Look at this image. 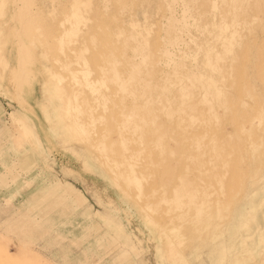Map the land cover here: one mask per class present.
I'll return each mask as SVG.
<instances>
[{
  "label": "rangeland",
  "instance_id": "1",
  "mask_svg": "<svg viewBox=\"0 0 264 264\" xmlns=\"http://www.w3.org/2000/svg\"><path fill=\"white\" fill-rule=\"evenodd\" d=\"M179 1L0 0V3L10 6L6 14L0 12V248H5L13 258L8 262L0 250V264H13L14 259L35 264L36 255L50 264H264V109H261L264 108V0ZM196 11L197 16H201L197 17ZM193 13L195 17L191 16ZM126 18L133 23L126 22ZM221 18H224L223 21ZM76 29L80 35L71 36ZM67 31L69 35L66 37ZM130 38L136 42H131ZM140 41L144 42L143 45L140 43L142 47L138 44ZM27 45L31 49L30 55L25 53ZM71 46L73 49H70ZM65 47L70 54H64L67 53ZM176 49L179 52L174 51ZM166 59L168 66L164 65ZM63 65H68L70 71L63 70ZM86 68L91 70V83L99 79L107 80L106 86L99 91L102 93L99 96L108 100L106 112L100 106L96 108L95 116L102 114L105 117V128L107 126L115 132L113 137L120 126L123 135L129 138L127 146H132L131 150L136 153L135 161L138 162L133 161L136 165L134 169L139 177L145 178L142 187L151 202L149 213L120 192V187L114 185L106 170L101 171L104 169L95 153L90 151L91 161L87 166L84 146L78 142L66 143L60 134L53 131L52 121L56 122V119H52V114L54 106H60V102L55 104L50 99L49 89L54 84L50 76L60 73L63 90L84 91L87 97L93 99L89 89L76 86L73 76H70L72 71L76 80L82 82V73ZM172 68H177L178 72ZM152 71L157 72L154 74ZM115 73L119 81L114 79ZM123 84L126 86H121ZM126 88L127 92L140 98L137 99L139 101L133 100L135 97L131 98L125 92ZM115 89L117 91H113ZM17 91L23 95L16 94ZM22 110L38 133L36 143L25 136L16 119ZM132 110L135 113L132 112L134 115L128 120L123 112L128 114ZM179 115L184 119H180ZM258 115L262 118L259 119ZM108 116L115 121L112 122ZM186 117L195 122L189 120L192 127H189ZM163 128L166 131L163 132ZM197 137L199 140L195 139ZM166 146L169 148L165 149ZM155 155L164 159L158 161ZM150 163L157 166L151 168ZM173 164L172 172L170 167ZM160 168L166 169V172L162 170V176ZM140 169L149 173L142 174ZM163 182L165 184L161 185ZM177 182H183L185 190L196 195L194 206L190 204L179 211L171 208L169 199H172ZM163 198L166 202H161ZM198 203L201 206H196ZM162 204L165 206L161 208ZM193 208H199L201 213L198 215ZM174 216L177 217L175 220ZM149 217L154 221L153 225H150ZM174 226L180 228V234H183L182 238L180 235L177 238H181L178 242L183 245L176 246L175 234L168 236L171 243L168 247L160 245L158 227L173 229Z\"/></svg>",
  "mask_w": 264,
  "mask_h": 264
},
{
  "label": "bare ground",
  "instance_id": "2",
  "mask_svg": "<svg viewBox=\"0 0 264 264\" xmlns=\"http://www.w3.org/2000/svg\"><path fill=\"white\" fill-rule=\"evenodd\" d=\"M141 1V0H140ZM148 1V0H147ZM153 1V0H152ZM154 1H156V0H154ZM175 1V0H174ZM179 1V0H178ZM229 2H230V0H228ZM228 1H227V3H228ZM252 1H254V0H252ZM133 2V1H132ZM158 3H159V1H157ZM180 2V1H179ZM200 2H202V0L200 1ZM78 3V1H76V4ZM134 3H136V2H134ZM134 3H133V5H134ZM162 3H165V2H162ZM167 3V2H166ZM168 3H170V2H168ZM167 3V4H168ZM172 3V2H171ZM177 3V2H176ZM184 3V2H183ZM192 3V1L190 2V4ZM194 3H195V1H194ZM204 3V2H203ZM217 3H219V2H217ZM235 3V2H234ZM139 4V3H138ZM137 4V5H138ZM146 4V3H145ZM148 4V3H147ZM153 4H154V2H153ZM230 4H232V3H230ZM90 5V4H89ZM136 5V4H135ZM136 5V6H137ZM165 5V4H164ZM185 5V4H184ZM197 5H200V4H198L197 3ZM218 5V4H217ZM76 6V5H75ZM162 6V5H161ZM177 6V5H176ZM189 6V5H188ZM207 6V5H206ZM228 6H230V5H228ZM227 6V7H228ZM135 7V6H134ZM139 7V6H138ZM141 7V6H140ZM158 7H160V6H158ZM167 7V6H166ZM165 7V8H166ZM173 7V6H172ZM182 7V6H181ZM184 7H186V6H184ZM190 7H191V5H190ZM195 7H196V3H195ZM208 7V6H207ZM214 7V10H215V7H216V5L215 6H213ZM253 7V6H252ZM75 8V7H74ZM79 8V7H78ZM168 8H171L170 6L168 7ZM183 8V7H182ZM201 8H203V7H201ZM137 9V8H136ZM139 9H141V8H139ZM138 9V10H139ZM149 9H151V8H149ZM159 9H161V8H159ZM158 9V10H159ZM196 9H200V8H196ZM195 9V10H196ZM210 9V8H209ZM208 9V10H209ZM213 9V8H212ZM252 9V8H251ZM153 10V9H152ZM166 10V9H165ZM173 10H174V8H173ZM182 10V9H181ZM180 10V11H181ZM184 10V9H183ZM190 10V9H189ZM203 10V9H202ZM213 10V11H214ZM225 10V9H224ZM231 10V9H230ZM232 10H233V8H232ZM78 11V10H77ZM103 11V10H102ZM124 11V10H123ZM129 11V10H128ZM127 11V12H128ZM132 11V10H131ZM144 11V10H143ZM160 11V10H159ZM185 11H187L188 12V10H185ZM192 11V10H191ZM201 11V10H200ZM203 11H207V10H203ZM210 11V10H209ZM219 12H220V10H218ZM125 12V11H124ZM132 12H134V10L132 11ZM135 12H137V11H135ZM139 12H140V10H139ZM145 12V11H144ZM154 12V11H153ZM166 12V11H165ZM170 12V11H169ZM193 12V11H192ZM208 12V11H207ZM217 12V11H216ZM77 13V12H76ZM143 13V12H142ZM152 13V12H151ZM150 13V14H151ZM176 13V12H175ZM189 13V12H188ZM200 13V12H199ZM202 13V12H201ZM205 13V12H204ZM225 13H227V12H224L223 14H225ZM107 14H108V12H107ZM110 14V13H109ZM108 14V15H109ZM123 14H125V13H123ZM133 14V13H132ZM197 14H198V12L196 11V16H197ZM78 15V14H77ZM130 14H127V16H129ZM146 15V14H145ZM152 15V14H151ZM163 15V14H162ZM194 16V13L193 14H191V16ZM210 15V14H209ZM130 16H132V15H130ZM137 16H138V13H137ZM150 16V15H149ZM157 16V15H156ZM170 16H171V14H170ZM190 16V17H191ZM199 16H201V15H199ZM199 16H197V17H199ZM217 16V15H216ZM224 16V15H223ZM105 17H107V16H105ZM164 17H165V15H164ZM187 17H189V16H187ZM195 17V16H194ZM212 17H213V14H212ZM252 17V16H251ZM98 18V17H97ZM120 18V17H119ZM124 18V17H123ZM128 18V17H127ZM127 18H126V22H132L133 23V21L131 20V21H128L127 20ZM131 18V17H130ZM137 18V17H136ZM162 18V17H161ZM230 18V17H229ZM259 18V17H258ZM70 19V18H69ZM125 19V18H124ZM132 19V18H131ZM160 19V18H159ZM158 19V21H160ZM165 18H163L162 20H164ZM174 19V18H173ZM192 19H194V18H192ZM203 19V18H202ZM214 19V18H213ZM222 19V18H221ZM224 19V18H223ZM223 19H222V21H223ZM76 20V19H75ZM80 20H83L82 18H80ZM79 20V21H80ZM121 20H123V19H121ZM137 20H138V18H137ZM143 20V19H142ZM187 20V19H186ZM190 20V19H189ZM197 20V19H196ZM210 20H211V17H210ZM227 20V19H226ZM66 21V20H65ZM119 21V20H118ZM125 21H124V24H126L125 23ZM135 21V20H134ZM151 21V20H150ZM149 21V23H151ZM154 21H156V20H154ZM153 21V22H154ZM157 21V22H158ZM174 21V20H173ZM185 21V20H184ZM194 21V20H193ZM212 21V20H211ZM210 21V22H211ZM219 21V20H218ZM217 21V22H218ZM69 22V21H68ZM77 22V21H76ZM123 22V21H122ZM136 22V21H135ZM134 22V23H135ZM139 22V21H138ZM178 22V21H177ZM187 22V21H186ZM216 22V21H215ZM220 22V21H219ZM243 22V21H242ZM82 23V22H81ZM85 23V22H84ZM88 23V22H87ZM137 23V22H136ZM147 23V22H146ZM170 23H172V21L170 22ZM192 23H194V22H192ZM201 23V22H200ZM203 23V22H202ZM201 23V24H202ZM227 23V22H226ZM229 23V22H228ZM227 23V24H228ZM123 24V23H122ZM131 24V23H130ZM139 24V23H138ZM167 24V23H166ZM206 24H208V22L206 23ZM221 24V23H220ZM219 24V25H220ZM244 24V23H243ZM74 25V24H73ZM85 25V24H84ZM142 25V24H141ZM151 25H153V24H151ZM169 25V24H168ZM171 25V24H170ZM178 25V24H177ZM200 25V24H199ZM212 25V24H211ZM236 25V24H235ZM91 26V25H90ZM116 26V25H115ZM138 26H140V25H138ZM181 26V25H180ZM188 26V25H187ZM201 26V25H200ZM210 26V25H209ZM226 26V25H225ZM245 26H246V24H245ZM79 27V26H78ZM88 27V26H87ZM107 27V26H106ZM105 27V28H106ZM117 27V26H116ZM146 27H147V25H146ZM202 27V26H201ZM200 27V28H201ZM204 27V26H203ZM219 27V26H218ZM217 27V28H218ZM223 27V26H222ZM89 28V27H88ZM108 28V27H107ZM128 28V27H127ZM138 28V27H137ZM158 28H159V25H158ZM168 28V27H167ZM197 28V27H196ZM75 29V28H74ZM96 29V28H95ZM124 29V28H123ZM140 29V28H139ZM161 29V28H160ZM164 29V28H163ZM162 29V30H163ZM174 29V28H173ZM185 29V28H184ZM195 29V28H194ZM197 29H199V28H197ZM204 29V28H203ZM228 29V28H227ZM234 29V28H233ZM90 30H92L91 28H90ZM110 30V29H109ZM124 30H126V29H124ZM129 30H131L130 28H129ZM135 30H136V27H135ZM170 30V29H169ZM207 30V29H206ZM209 30V29H208ZM217 30V29H216ZM236 30V29H235ZM234 30V31H235ZM128 31V30H127ZM126 31V32H127ZM159 31V30H158ZM166 30H164L163 32H165ZM173 31V30H172ZM175 31V30H174ZM190 31V30H189ZM200 31V30H199ZM204 31V30H203ZM218 31V30H217ZM216 31V32H217ZM70 32H72V30L70 31ZM80 32V31H79ZM131 32V31H130ZM133 32H134V29H133ZM137 32H139L138 30H137ZM191 32V31H190ZM189 32V33H190ZM219 32H220V30H219ZM225 32V31H224ZM122 33H123V30H122ZM172 33H174V32H172ZM172 33H170V35L172 34ZM179 33H181L180 31H179ZM186 33V32H185ZM198 33V32H197ZM201 33V32H200ZM66 34V33H65ZM72 34V35H71ZM70 35L71 36H75V34H78L77 33V29L74 31V32H72ZM83 33H81V35H82ZM88 34V33H87ZM136 34V33H135ZM148 34V33H147ZM182 34V33H181ZM180 34V35H181ZM193 34H195L194 32H193ZM199 34V33H198ZM206 34V33H205ZM215 34V33H214ZM219 34V33H218ZM69 34H68V31H67V35H66V37L68 36ZM78 35H80V34H78ZM129 35V34H128ZM127 35V36H128ZM149 35V34H148ZM164 34H162V36H163ZM168 35H169V32H168ZM175 35V34H174ZM174 35H173V37H174ZM187 35V34H186ZM196 35V34H195ZM217 35V34H216ZM231 35V34H230ZM234 35V34H233ZM84 36H85V34H84ZM87 36V35H86ZM126 36V37H127ZM131 36V35H130ZM129 36V37H130ZM136 36V35H135ZM141 36H143V35H141ZM161 36V35H160ZM161 36V37H162ZM172 36V35H171ZM179 36V35H178ZM193 36V35H192ZM199 36V35H198ZM79 37V36H78ZM77 37V38H78ZM132 37H133V34H132ZM167 37V36H166ZM181 37V36H180ZM210 37V36H209ZM224 38L226 37L225 35L223 36ZM228 37V36H227ZM232 37V36H231ZM74 38V37H73ZM116 38V37H115ZM155 38V37H154ZM159 38V37H158ZM163 38H165V37H163ZM171 38V37H170ZM176 38V37H175ZM205 38V37H204ZM221 38V40L223 39L222 38V36L220 37ZM66 39V38H65ZM68 39V38H67ZM70 39H72V38H70ZM85 39V38H84ZM120 39V38H119ZM129 39V38H128ZM134 39V38H133ZM136 39V38H135ZM139 39V38H138ZM188 39V38H187ZM203 39V38H202ZM207 39V38H206ZM73 40V39H72ZM123 40V39H122ZM153 40V39H152ZM160 40H162V39H160ZM166 40V39H165ZM174 40V39H173ZM178 40H179V37H178ZM183 40V39H182ZM198 40V39H197ZM210 40H211V37H210ZM213 40H214V38H213ZM250 40V39H249ZM78 41V40H77ZM91 41V40H90ZM130 41H131V38H130ZM137 41H139V40H137ZM163 41V40H162ZM184 41H185V39H184ZM193 41V40H192ZM200 41H202L201 39H200ZM208 41V40H207ZM215 41V40H214ZM227 41V40H226ZM236 41V40H235ZM69 42V41H68ZM80 42V41H79ZM88 42V41H87ZM131 42H136V40H134V41H131ZM131 42H128V43H130V44H132ZM172 42V41H171ZM178 42V41H177ZM195 42V41H194ZM199 42V41H198ZM203 42H204V40H203ZM202 42V43H203ZM209 42V41H208ZM207 42V43H208ZM211 42H212V40H211ZM221 42H223V41H221ZM229 42V41H228ZM239 42V41H238ZM63 43H65V42H63ZM62 43V44H63ZM67 43V42H66ZM74 43V42H73ZM76 43V45L78 44L77 42H75ZM113 42H111V44H112ZM141 43V41L138 43V44H140ZM144 43V42H143ZM143 43H141L142 45H143ZM151 43V42H150ZM158 43H160V42H158ZM163 43V42H162ZM187 43V42H186ZM185 43V44H186ZM205 43V42H204ZM242 43V42H241ZM61 44V45H62ZM80 44H81V42H80ZM87 44V43H86ZM119 44V43H118ZM141 44L139 45V46H141ZM161 44V43H160ZM166 44V43H165ZM184 44V43H183ZM201 44V43H200ZM200 44H199V46H200ZM222 44H224V43H222ZM82 45V44H81ZM133 45V44H132ZM135 45H136V43H135ZM134 45V46H135ZM146 45V44H145ZM151 45V44H150ZM164 45V44H163ZM173 45V44H172ZM197 45V44H196ZM202 45V44H201ZM204 45H206V44H204ZM204 45H203V47H204ZM227 45V44H226ZM247 45V44H246ZM59 46V45H58ZM68 46V45H67ZM73 46V45H72ZM71 46V47H72ZM78 46H79V44H78ZM98 46V45H97ZM111 46V45H110ZM138 46V47H139ZM157 46V45H156ZM155 46V48L157 49V47ZM162 46V45H161ZM181 46V45H180ZM187 46H189V45H187ZM209 46V45H208ZM219 46H221L220 44H219ZM259 46V45H258ZM80 47V46H79ZM131 47V46H130ZM137 47V46H136ZM142 47V46H141ZM140 47V49H142ZM146 47V46H145ZM165 47H167V46H165ZM164 47V48H165ZM193 47H194V45H193ZM207 47V46H206ZM210 47V46H209ZM213 47V46H212ZM60 48V47H59ZM63 48V47H62ZM66 48V47H65ZM70 48V47H69ZM89 48V47H88ZM114 48H115V46H114ZM132 48H134V49H136L135 47H132ZM132 48H131V50H132ZM183 48H184V46H183ZM199 48V47H198ZM208 48V47H207ZM58 49V48H57ZM67 49V48H66ZM70 49H73V47L72 48H70ZM77 49V48H76ZM99 49V48H98ZM134 49L132 50V51H134ZM139 48H137V50L139 51L140 50ZM153 49V48H152ZM155 49V50H156ZM162 49V48H161ZM174 49V48H173ZM200 49H202L201 47H200ZM213 49V48H212ZM225 49V48H224ZM227 49H228V47H227ZM257 49V48H256ZM75 50V49H74ZM143 50H145V49H143ZM160 52H161V50H160V48L158 49ZM170 50H172V48L170 49ZM184 50V49H183ZM186 50V49H185ZM189 50V49H188ZM205 50V49H204ZM209 50V49H208ZM226 50V49H225ZM225 50H223V53L225 52ZM61 51V50H60ZM60 51H58L59 53H61L62 54V52L64 53L65 51H64V49L62 50V52H60ZM82 51V50H81ZM94 51V50H93ZM99 51V50H98ZM110 51V50H109ZM136 51V50H135ZM141 51V53H142V50H140ZM158 51V52H159ZM164 51H166V50H164ZM174 51H178L177 49L176 50H174ZM174 51H172V52H174ZM202 51V50H201ZM206 51H207V49H206ZM206 51H204V53L206 52ZM221 51V50H220ZM234 51V50H233ZM247 51H248V49H247ZM250 51V50H249ZM80 52V51H79ZM114 52V51H113ZM130 52V51H129ZM144 52H146V51H144ZM148 52V51H147ZM151 52V51H150ZM157 51H156V53H158ZM179 52V51H178ZM181 52V51H180ZM192 52H193V50H192ZM212 52V51H211ZM238 52V51H237ZM236 52V53H237ZM244 52V51H243ZM25 53H26V55H30L31 54V49H30V47L27 45L26 47H25ZM78 53V52H77ZM77 53H75V54H77ZM141 53H140V57H141ZM152 53V52H151ZM169 53V52H168ZM215 53V52H214ZM218 53H220V52H218ZM263 53H264V51H263ZM64 54H70V53H68V49H67V53H64ZM115 54H116V52H115ZM146 54V53H145ZM153 54V53H152ZM183 54V53H182ZM187 54V53H186ZM202 54V53H201ZM63 55V54H62ZM62 55H61V57H62ZM72 55V54H71ZM70 55V56H71ZM104 55H107V54H104ZM120 55V54H119ZM133 55V54H132ZM137 55V54H136ZM144 55V54H143ZM142 55V57H146V56H143ZM150 55V54H149ZM162 55H165L164 53L162 54ZM184 55V54H183ZM188 55V54H187ZM192 54H190V56H191ZM207 55V54H206ZM215 55H217V53H215ZM242 55V54H241ZM58 56V55H57ZM67 56V55H66ZM93 56V55H92ZM124 56H125V54H124ZM129 56V55H128ZM139 56V55H138ZM155 56V55H154ZM182 56V55H181ZM209 56V55H208ZM212 56V55H211ZM238 56H239V54H238ZM86 57H89V56H86ZM90 57H91V55H90ZM89 57V58H90ZM131 57V56H130ZM130 57H128V58H130ZM137 57V56H136ZM156 57H158V56H156ZM162 57V56H161ZM176 57H177V53H176ZM179 57V56H178ZM177 57V58H178ZM185 57H186V55H185ZM217 57H218V55H217ZM216 57V58H217ZM220 57V56H219ZM58 58V57H57ZM62 58H64V57H62ZM79 58V57H78ZM106 58V57H105ZM109 58V57H108ZM169 58H172V56L171 57H169ZM177 58L175 59V60H177ZM184 58V57H183ZM187 58V57H186ZM209 58V57H208ZM46 59H48V58H46ZM64 59H67V57H65ZM104 59V58H103ZM110 59V58H109ZM141 58H139V60H140ZM143 59V58H142ZM141 59V61H143ZM159 59H160V57H159ZM162 59V58H161ZM173 59H174V57H173ZM182 59V58H181ZM204 59H206V58H204ZM210 59V58H209ZM208 59V60H209ZM242 59V58H241ZM257 59V58H256ZM54 60H56L57 61V59L55 58ZM53 60V61H54ZM102 60V59H101ZM158 60V59H157ZM163 60H164V58H163ZM167 60V59H166ZM179 60H180V57H179ZM229 60V59H228ZM239 60H240V58H239ZM56 61H55V63L54 64H56ZM63 61V60H62ZM73 61V60H72ZM95 61V60H94ZM121 61V60H120ZM131 61V60H130ZM145 61V60H144ZM143 61V62H144ZM156 61V60H155ZM181 61V60H180ZM184 61V60H183ZM212 61H214V59L212 60ZM243 61V60H242ZM58 62V61H57ZM65 62H67V61H65ZM80 62V61H79ZM85 62V61H84ZM87 62V61H86ZM89 62V61H88ZM99 62V61H98ZM160 62V61H159ZM163 62V61H162ZM167 62H168V60L166 61V64H164V65H167L168 66V64H167ZM176 62H178V60L176 61ZM182 62V61H181ZM220 62V61H219ZM61 63V62H60ZM91 63V62H90ZM106 63V62H105ZM108 63V62H107ZM120 63V62H119ZM133 63H135V62H133ZM161 63V62H160ZM172 63H175L174 61L172 62ZM186 63V62H185ZM59 64V63H58ZM69 64V63H68ZM97 64V63H96ZM137 64V63H136ZM157 64V63H156ZM177 64V63H176ZM182 64H184V63H182ZM53 65V64H52ZM52 65H51V67H52ZM110 65V64H109ZM111 65H112V63H111ZM121 65H123V64H121ZM154 65V64H153ZM174 65V64H173ZM179 65V64H178ZM213 65V64H212ZM57 66V65H56ZM55 66V69L58 67H56ZM75 66V65H74ZM89 66V65H88ZM98 66V65H97ZM113 66V65H112ZM161 66V65H160ZM163 66V65H162ZM172 66V65H171ZM180 66H181V64H180ZM229 66V65H228ZM250 66V65H249ZM100 67V66H99ZM122 67V66H121ZM154 67H156V65H154ZM159 67V66H158ZM166 67V66H165ZM170 67V66H169ZM172 67H175V66H172ZM183 67V66H182ZM188 67V66H187ZM186 67V68H187ZM220 67V66H219ZM244 67H245V63H244ZM257 67V66H256ZM71 68V67H70ZM95 68V67H94ZM109 68H110V66H109ZM119 68V67H118ZM125 68V67H124ZM126 68H128V67H126ZM148 68V70H149V67H147ZM151 68V67H150ZM185 68V67H184ZM196 68V67H195ZM198 68V67H197ZM196 68V69H197ZM242 68H243V66H242ZM54 69V70H55ZM61 69V68H60ZM62 69L63 70H66V71H70L69 70V68H68V65H66V66H62ZM129 69H130V67H129ZM165 69V68H164ZM168 69V68H167ZM166 69V70H167ZM172 69H175V68H172ZM177 69V68H176ZM176 69L174 70V71H176ZM203 69V68H202ZM202 69H199V70H202ZM205 69V68H204ZM203 69V70H204ZM215 69V68H214ZM222 69V68H221ZM228 69V68H227ZM252 69V68H251ZM58 70V69H57ZM73 70V69H72ZM83 70V69H82ZM119 70V69H118ZM144 70H145V68H144ZM157 70V69H156ZM159 70V69H158ZM165 70V71H166ZM178 70V69H177ZM181 70H183V68H181ZM185 70V69H184ZM189 70V69H188ZM225 70V69H224ZM59 71H61V70H59ZM74 71V70H73ZM76 71H78V70H76ZM90 71L91 70H88L87 68H86V70L85 71H83V73H82V82L81 81H78V80H76L77 78H76V75L74 74V72H70L71 73V75L70 76H73V79L75 80V85L76 86H78V87H85L86 89L88 88L89 89V93L91 94V96H92V98L93 99H90L89 97H87V95H85V92L84 91H77L76 89H74V90H68V91H65V90H63L62 89V87H61V83H62V81H63V77L60 75V73L59 74H52L51 76H50V78H52L51 80L53 81V86L51 87V89H49V92H50V99H51V101H53L55 104L56 103H59L60 104V106H54V110H53V114H52V119H56V122L54 121H52V128H53V131L54 132H56L57 134H60V137H61V139L64 141V142H66V143H70V142H78V143H81L83 146H84V149H85V151L87 152V157H86V160H85V162L87 163V166H88V164H90V162L89 161H91L90 160V158H91V155H90V151L91 152H93V153H95L98 157H99V159H100V162H101V165H102V167H103V169L104 170H101V171H105L106 170V172H108V174L110 175V177H111V179L113 180V183H114V185L117 187H120V192H122V193H124L125 195H126V197L128 196L133 202H135V204H137L140 208H142V209H144L145 210V213H149L150 211H151V209H152V206H151V202L149 201V198H148V196L146 195V193H144V191H143V187H142V182H143V179H145V178H141V177H139L138 176V172H136L135 171V167H136V165L135 164H133V161H135V157H136V153H133V151L131 150L132 149V146H131V143H130V145L129 146H131V148H129L128 146H127V143L129 142V138H127L126 136H124L123 135V131L121 130V127L119 126L118 127V132L115 134V137H113V135H114V133L112 132V130H111V128L109 129V128H107V126H106V128H105V117L102 115V114H97V116H95V112H96V108H98V107H102V109H106V103L108 102V100L106 99V97L105 96H102V95H100L99 96V91H100V88H103V87H105L106 86V84H105V82H107V80L106 81H104L103 79H99V80H97V81H95V82H90V80H89V77H91L90 76ZM95 71V70H94ZM101 71V70H100ZM171 71V70H170ZM186 71V70H185ZM218 71H219V69H218ZM244 71V70H243ZM116 72V71H115ZM118 72V71H117ZM127 72V71H126ZM134 72V71H133ZM153 73H154V71H152ZM157 72V71H156ZM156 72L154 73V74H156ZM167 72V71H166ZM176 72H178V71H176ZM213 72V71H212ZM221 72V71H220ZM228 72V71H227ZM253 72H254V69H253ZM77 73V72H76ZM95 73V72H94ZM93 73V74H94ZM163 73V72H162ZM182 73H187V72H182ZM99 74H101V73H99ZM110 74V73H109ZM165 74V73H164ZM163 74V75H164ZM171 74V73H170ZM179 74V73H178ZM195 74V73H194ZM200 74V73H199ZM255 74V73H254ZM63 75V74H62ZM209 75H211L210 73H209ZM232 75V74H231ZM257 75V74H256ZM67 76V75H66ZM68 77V76H67ZM99 77H100V75H99ZM102 77V76H101ZM107 77V76H106ZM117 77H118V75H117V73H115L114 74V79L115 80H117ZM159 77V76H158ZM169 77V76H168ZM201 77H202V75H201ZM200 77V78H201ZM213 77V76H212ZM212 77H210L211 79H212ZM257 77V76H256ZM72 78V77H71ZM93 78H95V77H93ZM125 78V77H124ZM199 77H198V79H200ZM223 78V77H222ZM139 79V78H138ZM150 79V78H149ZM160 79V78H159ZM177 79V78H176ZM210 79V80H211ZM224 79V78H223ZM255 79V78H254ZM67 80V79H66ZM72 80V79H71ZM129 80H131V77H130V79ZM161 80H162V78H161ZM161 80H159V82L161 81ZM194 80V79H193ZM117 81H119V80H117ZM122 81V80H121ZM158 81V80H157ZM164 81H166V80H164ZM195 81H196V79H195ZM123 82H125V81H123ZM218 82V81H217ZM227 82V81H226ZM254 82V81H253ZM252 82V83H253ZM69 83V82H68ZM74 83V82H73ZM115 83V82H114ZM129 83V82H128ZM131 83V82H130ZM146 83H147V81H146ZM181 83H182V81H181ZM223 83V82H222ZM230 83V82H229ZM126 84V83H125ZM139 84H141V83H139ZM217 84V83H216ZM226 84V83H225ZM249 84V83H248ZM256 84V83H255ZM51 85V84H50ZM119 85V84H118ZM144 85V84H143ZM174 85V84H173ZM198 85H199V83H198ZM250 85V84H249ZM259 85V84H258ZM62 86H64V85H62ZM121 86H126V85H121ZM120 86V87H121ZM158 86V85H157ZM180 86H182V85H180ZM189 86V85H188ZM192 86V85H191ZM223 86V85H222ZM66 86H64V88H65ZM69 87V86H68ZM150 87V86H149ZM160 87V86H159ZM194 87V86H193ZM208 87H209V85H208ZM211 87V86H210ZM236 87V86H235ZM257 87H259V86H257ZM67 88V87H66ZM72 88V87H71ZM147 88V87H146ZM188 88V87H187ZM212 88V87H211ZM247 88H249V87H247ZM144 89V88H143ZM167 89V88H166ZM172 89V88H171ZM178 89V88H177ZM205 89V88H204ZM209 89V88H208ZM207 89V90H208ZM214 89V88H213ZM221 89V88H220ZM263 89V88H262ZM67 90V89H66ZM111 91H112V89H110ZM119 90V89H118ZM131 90V89H130ZM162 90V89H161ZM196 90V89H195ZM195 90H194V92H195ZM260 90H261V88H260ZM110 91V92H111ZM113 91H117L116 89L115 90H113ZM175 91V90H174ZM193 91V90H192ZM206 91V90H205ZM258 91V90H257ZM108 92V91H107ZM119 92H120V90H119ZM125 92L126 93H129L130 94V96H131V98H133V97H135V96H133L132 95V93H130V91H128L127 92V88L125 89ZM142 92H143V90H142ZM156 92V91H155ZM164 92H166V91H164ZM249 92V91H248ZM125 93V94H126ZM170 93V92H169ZM240 93V92H239ZM243 93V92H242ZM11 94H13V93H11ZM100 94H102V93H100ZM121 94H123V93H121ZM141 94V93H140ZM149 94V93H148ZM166 94V93H165ZM186 94V93H185ZM202 94H204V93H202ZM216 94V93H215ZM226 94H228V93H226ZM225 94V95H226ZM237 94V93H236ZM252 94V93H251ZM96 95H98V97H96ZM128 95V94H127ZM144 96H145V94H143ZM174 95V94H173ZM191 95V94H190ZM200 95V94H199ZM112 96V98H113V95H111ZM119 96V95H118ZM133 96V97H132ZM196 96V95H195ZM216 96V95H215ZM249 96V95H248ZM116 97H117V95H116ZM124 97H125V95H124ZM140 97V96H139ZM143 97V96H142ZM122 98H123V95H122ZM128 98H129V96H128ZM136 98V99H135ZM133 100H136V101H139V100H137V99H140V98H137V97H135ZM245 98V97H244ZM248 98V97H247ZM246 98V99H247ZM250 98V97H249ZM193 99V98H192ZM220 99V98H219ZM224 99V98H223ZM243 99V98H242ZM125 100V99H124ZM144 100V99H143ZM145 100H146V97H145ZM148 100V99H147ZM195 100V99H194ZM212 100H213V98H212ZM231 100V99H230ZM233 100V99H232ZM176 101V100H175ZM219 101V100H218ZM225 101V100H224ZM227 101V100H226ZM189 102V101H188ZM231 102V101H230ZM235 102V101H234ZM249 102V101H248ZM131 103V102H130ZM140 103V102H139ZM128 104V103H127ZM138 104V103H137ZM136 104V105H137ZM144 104V103H143ZM142 104V105H143ZM148 104V103H147ZM186 104H187V102H186ZM191 104V103H190ZM202 104V103H201ZM220 104V103H219ZM170 105V104H169ZM117 106V105H116ZM124 106V105H123ZM189 106V105H188ZM225 106V105H224ZM228 106V105H227ZM230 106V105H229ZM241 106V105H240ZM47 107V106H46ZM113 107V106H112ZM129 107V106H128ZM131 107H133L132 106V104H131ZM136 107V106H135ZM141 107V106H140ZM209 107V106H208ZM246 107V106H245ZM120 108H122V105L120 104ZM158 108V107H157ZM170 108V107H169ZM228 108V107H227ZM123 109V108H122ZM128 109H130V108H128ZM134 109V108H133ZM146 109V108H145ZM209 109V108H208ZM229 109V108H228ZM236 109V108H235ZM261 109H264V108H261ZM136 110H138V109H136ZM141 110V109H140ZM143 110V109H142ZM152 110V109H151ZM154 110V109H153ZM48 111V110H47ZM110 111V110H109ZM126 111V110H125ZM145 111V110H144ZM157 111H158V109H157ZM179 111V110H178ZM210 111V110H209ZM254 111V110H253ZM105 112H106V110H105ZM127 112V111H126ZM132 112H134L135 113V111H129V113L127 114V113H125V112H123L124 114H126L125 115V117L128 119V120H130L132 117H133V113ZM155 112V111H154ZM181 112V111H180ZM184 112V111H183ZM256 112H257V110H256ZM112 114V112L110 111L109 112V114ZM122 113V112H121ZM177 113V112H176ZM187 113V112H186ZM200 113H202V112H200ZM210 113V112H209ZM255 113V112H254ZM123 114V115H124ZM141 114V113H140ZM217 114V113H216ZM258 114V113H257ZM49 115H51V114H49ZM108 115V114H107ZM122 114H121V116H123ZM157 114H155V116H156ZM185 115V114H184ZM183 115V116H184ZM242 115V114H241ZM110 116V115H109ZM108 116V117H109ZM203 116H205V115H203ZM209 116V115H208ZM255 116V115H254ZM259 116V115H258ZM262 116V115H261ZM124 117V116H123ZM140 117H142V116H140ZM158 117H159V115H158ZM191 117V116H190ZM193 117V116H192ZM220 117V116H219ZM230 117V116H229ZM257 117V116H256ZM260 117V116H259ZM112 117H109V119L112 121V122H114L112 119H111ZM136 118V117H135ZM165 118V117H164ZM172 118V117H171ZM179 118H180V115H179ZM183 119H184V117H182ZM182 118H180V119H182ZM262 117H260L259 119H261ZM16 119H17V121L18 122H20V126L22 127V129H23V132H24V134H25V136L29 139V140H31L32 141V143H34V141H35V143L38 141L37 140V138H36V135L34 134V132H33V130H32V128L29 126V124L27 123V121L22 117V116H20V115H18V116H16ZM120 119H122V118H120ZM182 119V120H183ZM215 119V118H214ZM244 119V118H243ZM250 119V118H249ZM141 120H142V118H141ZM148 120H150V119H147V121ZM156 120V119H155ZM160 120V119H159ZM182 120H180V121H182ZM185 120H186V122H189V120L190 119H188L187 117L185 118ZM185 120H184V122H185ZM188 120V121H187ZM193 120H194V117H193ZM237 120V119H236ZM248 120V119H247ZM50 121H51V119H50ZM164 121V120H163ZM174 121V120H173ZM172 121V122H173ZM192 120H190V122H191ZM224 121V120H223ZM262 121V120H261ZM260 121V122H261ZM49 122V121H48ZM175 122H176V120H175ZM190 122H189V127L191 126H193V125H190ZM193 122V121H192ZM217 122V121H216ZM259 122V123H260ZM137 123V122H136ZM156 123H157V121H156ZM171 123V122H170ZM193 123H195V122H193ZM220 123H221V121H220ZM233 123V122H232ZM262 123V122H261ZM260 123V124H261ZM126 122H125V127H126ZM192 124V123H191ZM175 125H176V123H175ZM175 125H173V126H175ZM217 125V124H216ZM234 125H236V124H234ZM142 126V125H141ZM168 126V125H167ZM180 127H181V125H179ZM239 127L241 126V124L240 125H238ZM246 126V125H245ZM17 127V126H16ZM164 127V126H163ZM172 127V126H171ZM197 127V126H196ZM201 127V126H200ZM224 127V126H223ZM254 127V126H253ZM113 128V127H112ZM148 128V127H147ZM155 128V127H154ZM184 128H186V126H184ZM207 128V127H206ZM206 128H204V129H206ZM233 128V127H232ZM250 128V127H249ZM18 129V128H17ZM156 130H159V129H156ZM162 130V129H161ZM199 130V129H198ZM225 130V129H224ZM241 130H243V129H241ZM245 130V129H244ZM254 130V129H253ZM52 131V132H53ZM164 131H166L164 128H163V132ZM169 131H170V129H169ZM192 132H193V130H191ZM206 131V130H205ZM223 131V130H222ZM21 132V131H20ZM141 132V131H140ZM151 132V131H150ZM160 132H162V131H160L159 130V133ZM191 132V133H192ZM201 132H203V130L201 131ZM211 132H214L213 130L211 131ZM124 133H127L126 131L124 132ZM157 133V132H156ZM185 133V132H184ZM195 133H197V132H195ZM216 133V132H215ZM244 133H245V131H244ZM252 133V132H251ZM257 133V132H256ZM55 134V133H54ZM241 134V133H240ZM246 134H248V133H246ZM137 135V134H136ZM150 135V134H149ZM195 135V134H194ZM198 135H199V133H198ZM229 135V134H228ZM227 135V136H228ZM259 135V134H258ZM203 136V135H202ZM161 137H162V135H161ZM168 137V136H167ZM224 137V136H223ZM255 137V136H254ZM262 137V136H261ZM146 138V137H145ZM144 138V139H145ZM152 138V137H151ZM159 139H160V137H158ZM169 138V137H168ZM177 138V137H176ZM199 137H197V138H195L196 140H199L198 139ZM201 138V137H200ZM141 139V138H140ZM149 139V138H148ZM165 139H166V137H165ZM184 138H182V140H183ZM149 140H151V139H149ZM168 140H170V138L168 139ZM172 140V139H171ZM187 140V139H186ZM201 140V139H200ZM206 140V139H205ZM137 141H139V140H137ZM146 141V140H145ZM180 141V140H179ZM236 141H237V139H236ZM243 141H246L245 139L243 140ZM196 142V141H195ZM247 142V141H246ZM139 143V142H138ZM145 145H148V144H146L145 143ZM200 145V144H199ZM246 145V144H245ZM151 146V145H150ZM163 146V145H162ZM248 146V145H247ZM143 147V146H142ZM160 147V146H159ZM183 147V146H182ZM193 147V146H192ZM195 147H197V146H195ZM167 148H169V147H167L166 146V148L165 149H167ZM186 149H187V146L185 147ZM188 148H189V146H188ZM135 149V148H134ZM137 149V148H136ZM139 149V148H138ZM198 149V148H197ZM209 149V148H208ZM167 151H169V150H167ZM177 151V150H176ZM160 152V151H159ZM162 152V151H161ZM242 152V151H241ZM243 153H245L244 151H243ZM242 154V153H241ZM153 155V154H152ZM176 155V154H175ZM216 155V154H215ZM248 155V154H247ZM191 156H192V154H191ZM157 157H159L160 158V160L157 158ZM144 158H146V157H144ZM152 158V157H151ZM150 158V159H151ZM155 159L156 160H158V161H161V160H163L164 158L162 157V156H156L155 155ZM155 159L153 158V160L155 161ZM167 159V158H166ZM175 159V158H174ZM142 160V159H141ZM168 160V159H167ZM190 160V159H189ZM143 161V160H142ZM148 161V160H147ZM136 162V161H135ZM173 162V161H172ZM172 162H171V164H172ZM92 163V162H91ZM138 162H136V164H137ZM144 163V162H143ZM146 163V162H145ZM93 164V163H92ZM134 165H135V167H134ZM144 165V164H143ZM147 165V164H146ZM149 165V164H148ZM154 165V163L152 164V166ZM150 166H151V163H150ZM149 166V167H150ZM152 166H151V168H152ZM154 166H157V165H154ZM182 166V165H181ZM149 167H148V169H149ZM172 167H174V164H173V166H171L170 168H172ZM180 167V166H179ZM146 168V167H145ZM144 168V169H145ZM159 168V167H158ZM176 168V167H175ZM155 169V168H154ZM164 168H160V170H161V173L162 174H160L161 176L163 175V170ZM182 169H185V168H182ZM152 170V169H151ZM157 170V169H156ZM156 170H154V171H156ZM166 169H164V171H165ZM167 170H170V169H167ZM173 170V168L171 169V171ZM178 170V169H177ZM140 171H141V169H140ZM158 171V170H157ZM174 171V170H173ZM172 171V172H173ZM146 172H147V170H146ZM145 172V173H146ZM159 172V171H158ZM166 172V171H165ZM164 172V173H165ZM184 172V171H183ZM194 172V171H193ZM105 173V172H104ZM141 173L143 174L144 173V171L142 172L141 171ZM144 173V174H145ZM147 173H149V172H147ZM179 173H181V172H179ZM107 174V175H108ZM156 174V173H155ZM167 174H169V172L167 173ZM158 175V174H157ZM153 176V175H152ZM167 176V175H166ZM165 176V177H166ZM179 176V175H178ZM109 177V178H110ZM143 177V176H142ZM160 177V176H159ZM176 177V176H175ZM147 178H148V175H147ZM168 178H169V175H168ZM170 178H171V176H170ZM170 178H169V180H170ZM178 178V177H177ZM190 178V176L188 177V179ZM161 179V178H160ZM159 179V180H160ZM181 179V178H180ZM187 179V178H186ZM165 180H166V178H165ZM168 180V181H169ZM185 181V180H184ZM165 182V181H164ZM163 182V184H161V185H164L165 183ZM144 183V182H143ZM147 183V182H146ZM173 182H171V184H172ZM182 183L183 182H181V183H178L177 182V184H176V186H175V188L173 189V187H174V185L172 186V187H170V189L172 188L174 191L172 192V199L170 200L169 199V204H170V206H171V208L173 209V210H175V211H179V210H181L182 208H184L185 206H187V205H190V204H192L191 206H194V200L196 199V195L194 194V193H192L191 191H186L185 190V188L183 187V185H184V183H183V185H182ZM186 183V182H185ZM151 184V183H150ZM150 184H149V186H150ZM156 186V185H155ZM178 186V187H177ZM153 187V186H152ZM151 187V188H152ZM192 187V186H191ZM195 187V186H194ZM193 187V188H194ZM150 188V189H151ZM158 188V187H157ZM160 189V188H159ZM172 189L170 190V191H172ZM153 190V189H152ZM193 191H195L194 189H192ZM151 191V190H150ZM154 191V190H153ZM161 191H162V189H161ZM198 191H199V189H198ZM155 192V191H154ZM167 192V191H166ZM156 193H157V191H156ZM170 193V192H169ZM196 193H198L197 191H196ZM162 194V193H161ZM202 194V193H201ZM164 195V194H163ZM166 195V194H165ZM167 195H169V194H167ZM152 196V195H151ZM156 197V196H155ZM207 197V196H206ZM203 198V197H202ZM153 199H155V198H153ZM160 199V198H159ZM164 199V198H163ZM165 199H166V197H165ZM165 199H164V201L162 200H159V204H160V201L161 202H166L165 201ZM157 200V199H156ZM167 200V199H166ZM155 201V200H154ZM157 203V204H158ZM163 205L164 204H162V206H161V208L163 207ZM196 205V204H195ZM200 205V203H198L196 206H199ZM165 206V205H164ZM201 206V205H200ZM188 207V206H187ZM139 208V209H140ZM194 209H196V208H193V211H194ZM144 210H141V211H144ZM167 211V210H166ZM166 211H163V212H166ZM162 212V213H163ZM168 212V211H167ZM183 212H185V211H183ZM197 212V214L199 215L200 213H201V211L199 210V208H197L196 209V211H195V213ZM169 213V212H168ZM167 213V214H168ZM173 213V212H172ZM165 213H163V215H164ZM173 214H175V213H173ZM184 214V213H183ZM185 214H186V212H185ZM158 215V214H157ZM172 215V214H171ZM176 216H177V214H175ZM187 215V214H186ZM186 215H183V216H186ZM193 215V214H192ZM196 215V214H195ZM160 216V215H159ZM188 216V215H187ZM147 217V216H146ZM157 217V216H156ZM161 217V216H160ZM165 217H166V215H165ZM161 217V218H164V219H167L168 217ZM171 217V216H170ZM175 217V216H174ZM196 217H197V215H196ZM177 217H175V218H173L174 220L176 219ZM156 219H158V218H156ZM160 219V218H159ZM158 219V220H159ZM172 219V218H171ZM149 223H150V225H153L154 223V221L152 220V218L151 217H149ZM162 220V219H161ZM178 221H179V219H177ZM182 220V219H181ZM168 221V220H167ZM171 221H173V220H171ZM161 222V221H160ZM166 222V221H165ZM175 222H177V221H175ZM170 224H171V222H169ZM169 223H167L166 222V224H169ZM179 222H177V224H178ZM183 223V222H182ZM155 224H157V223H155ZM160 224V223H159ZM158 224V226H160ZM162 224H164L163 222H162ZM181 224V223H180ZM156 226V225H155ZM167 226V225H166ZM170 226V225H169ZM183 226V225H182ZM168 227V226H167ZM171 227H172V225H171ZM183 228V227H182ZM158 230H159V233H158V241H159V243H160V245H163V244H165V245H167V247H168V245H170L171 243L168 241V236H170V234H175L177 237H175L176 238V241L178 242V240H181V238H182V235L180 234V228H175V226H174V228L173 229H171V228H168V229H166V227L165 228H162V227H158ZM171 235V236H172ZM174 235V236H175ZM178 235H180V237L181 238H179V239H177L179 236ZM171 242H173V241H171ZM183 242H184V240H183ZM174 243V242H173ZM172 243V244H173ZM176 243V242H175ZM174 243V244H175ZM180 242H178L177 243V247H179V246H181V245H183V244H179ZM178 244H179V246H178ZM175 246V247H176ZM171 247V246H170ZM173 247H174V245H173ZM176 247V248H177ZM174 249V248H173ZM0 250H1V253H2V257H4L8 262H11V260L13 259L10 255H9V252L5 249V248H3V247H1L0 248ZM170 250V249H169ZM173 252H176L175 250L173 251ZM15 254V253H14ZM36 258H37V261H35V264H50L47 260H45L43 257H41V256H39V255H36ZM15 260V259H14Z\"/></svg>",
  "mask_w": 264,
  "mask_h": 264
},
{
  "label": "crops",
  "instance_id": "3",
  "mask_svg": "<svg viewBox=\"0 0 264 264\" xmlns=\"http://www.w3.org/2000/svg\"><path fill=\"white\" fill-rule=\"evenodd\" d=\"M29 69V68H28ZM20 84V83H19ZM17 90L19 89V88H16ZM20 90L23 92V87H21L20 88ZM21 91H17L16 92V94H21V96L23 95L22 93H21ZM20 96V97H21ZM25 114H27V113H25L23 110L22 111H19V114L18 115H20V116H22L26 121H27V123L29 124V126L32 128V130H33V132H34V134L36 135V138H37V140L39 139V136H38V133H37V131L31 126L32 124L28 121V118L25 116Z\"/></svg>",
  "mask_w": 264,
  "mask_h": 264
},
{
  "label": "snow or ice",
  "instance_id": "4",
  "mask_svg": "<svg viewBox=\"0 0 264 264\" xmlns=\"http://www.w3.org/2000/svg\"><path fill=\"white\" fill-rule=\"evenodd\" d=\"M10 6L6 3H0V12H3V13H7V10ZM13 264H27L26 261H24L23 259H16L14 260Z\"/></svg>",
  "mask_w": 264,
  "mask_h": 264
}]
</instances>
